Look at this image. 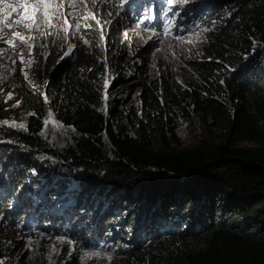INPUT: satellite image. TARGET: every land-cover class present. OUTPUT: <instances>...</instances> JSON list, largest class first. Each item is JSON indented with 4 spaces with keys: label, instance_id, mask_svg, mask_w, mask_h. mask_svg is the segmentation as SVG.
Returning <instances> with one entry per match:
<instances>
[{
    "label": "trees",
    "instance_id": "16d2710c",
    "mask_svg": "<svg viewBox=\"0 0 264 264\" xmlns=\"http://www.w3.org/2000/svg\"><path fill=\"white\" fill-rule=\"evenodd\" d=\"M172 6L183 9L177 32L189 21L208 29L204 58L191 61L196 82L177 86L225 142L178 151L150 139L174 137L170 106L182 102L172 93L161 102L152 84L138 106L107 88L123 45L116 22L106 41L86 31L89 44L67 58L59 43L36 52L19 102L26 116L0 122V264H69L110 241L113 264H264V147L239 145L264 139V0ZM42 92L71 130L50 134ZM10 233L66 236L75 250L34 258Z\"/></svg>",
    "mask_w": 264,
    "mask_h": 264
},
{
    "label": "rangeland",
    "instance_id": "374dc122",
    "mask_svg": "<svg viewBox=\"0 0 264 264\" xmlns=\"http://www.w3.org/2000/svg\"><path fill=\"white\" fill-rule=\"evenodd\" d=\"M175 1H179V5L200 3V0H50L52 26L45 23L39 30L27 28V21L17 24L16 21L20 19L17 13L22 14V9L17 8L9 16L12 28L0 24V122H21L26 116L27 110L19 102L25 84L32 85L29 71L36 52L38 55L46 54L53 44L59 43L58 59L63 57L70 45L73 46V54H76L83 44L88 43L86 31H96L106 41L108 29L112 22H116L123 32V45L117 57L118 65H113L106 77L107 88L116 83V87L120 86V90L129 93L130 101L135 100L137 106L142 102L140 88L145 84L157 87L161 102L162 94L168 96L169 93L182 102L170 106L169 114L178 118L174 137L167 136L163 145L161 136L154 131L156 134L153 133L150 139L157 146L178 151L191 149L204 140L225 142V131L216 127L209 128L202 121L205 113L194 108L193 98L183 87L177 86L180 82H196L191 61L204 58L202 46L208 29H200L194 21H189L181 27L190 26L192 30L183 32V28L177 32L176 23L183 9L172 8ZM57 6L58 10L53 11ZM154 10L157 15L152 17ZM132 13L133 19L130 21ZM177 14L178 18L171 21L170 18H175ZM2 16L0 12V18ZM157 18L161 24H153ZM76 24H79V28H75ZM17 31L25 37L24 41L12 35ZM8 40L13 43L7 44ZM24 74H27L26 78ZM42 94L52 122L49 124L52 128L50 134L62 132L63 129L71 130L57 120L56 113L51 109L48 99H45V93ZM239 145L264 147V139L242 141ZM9 235L11 241L24 238V242H30L31 249L36 250L34 258L39 252L54 257L64 244L63 260L75 250V245L66 236ZM110 243L112 241L100 248L86 250L69 264L72 261H80V264H113L120 259V255Z\"/></svg>",
    "mask_w": 264,
    "mask_h": 264
},
{
    "label": "snow or ice",
    "instance_id": "6c2138e0",
    "mask_svg": "<svg viewBox=\"0 0 264 264\" xmlns=\"http://www.w3.org/2000/svg\"><path fill=\"white\" fill-rule=\"evenodd\" d=\"M58 7L59 6L53 11H57ZM17 8L22 9V14L17 13V15L20 16V19L16 21L17 24L27 21L28 23L25 26L30 29L34 27L36 30H39L45 23H47L49 27L52 26L53 17L50 15V0H0V12L3 13L2 18H0V24H3L5 28H12V24L9 22V16ZM75 28H79V24H76ZM12 35L19 38L21 41L25 40V37L18 31L13 32ZM6 43L11 45L13 42L12 40H8ZM72 54L73 46L70 45L68 50L63 53L61 59L67 58ZM24 75L26 78L27 74ZM45 99H47L46 96ZM44 123L47 124L48 122L44 121Z\"/></svg>",
    "mask_w": 264,
    "mask_h": 264
}]
</instances>
